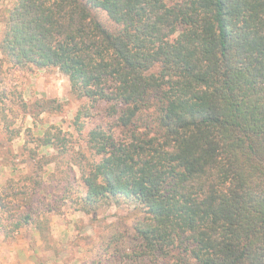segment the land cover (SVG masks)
<instances>
[{
  "label": "trees",
  "instance_id": "obj_1",
  "mask_svg": "<svg viewBox=\"0 0 264 264\" xmlns=\"http://www.w3.org/2000/svg\"><path fill=\"white\" fill-rule=\"evenodd\" d=\"M0 51L112 116L84 150L60 129L36 137L58 153L0 187L3 240L34 223L57 161L55 202L90 213L121 197L143 213L128 264H264V0H17Z\"/></svg>",
  "mask_w": 264,
  "mask_h": 264
},
{
  "label": "rangeland",
  "instance_id": "obj_2",
  "mask_svg": "<svg viewBox=\"0 0 264 264\" xmlns=\"http://www.w3.org/2000/svg\"><path fill=\"white\" fill-rule=\"evenodd\" d=\"M16 2L0 0V39L7 15ZM86 109L90 110V116H82L83 122L76 123L77 112ZM111 124L112 116L107 114L103 104L90 109L86 99H78L71 93L68 78L57 69L13 66L0 51V155L1 165L6 169L4 178H0V187L10 177L19 179L30 175L41 155H57L58 152L49 146L35 148L36 137L47 128L60 129L71 139V152L84 150L79 144L91 127L108 128ZM25 141L27 148L23 146ZM31 148H35L33 155L29 151ZM43 165L44 189L36 198L41 200L34 206L38 210L47 207L51 210L40 214L37 210L34 223L20 229L12 238L3 240L0 237V264H128L120 253L134 247L133 225L143 213L121 197L105 199L90 213L72 210L69 202H55V190L51 186L56 181L49 174L58 173L60 165L57 161ZM73 169L77 177L76 166ZM67 172L71 176L69 168ZM59 174L56 177H60ZM22 183L23 180L18 181V185ZM55 207L58 209L54 210ZM121 233V239L110 241ZM16 239L24 243L25 249L19 248L15 255L11 244ZM134 264L152 263L143 259Z\"/></svg>",
  "mask_w": 264,
  "mask_h": 264
},
{
  "label": "crops",
  "instance_id": "obj_3",
  "mask_svg": "<svg viewBox=\"0 0 264 264\" xmlns=\"http://www.w3.org/2000/svg\"><path fill=\"white\" fill-rule=\"evenodd\" d=\"M2 161V156L0 155V178L2 179V178H4V175L6 174V169H5V167L4 166H2L1 165V162ZM2 167H4L3 169H1ZM2 183V181L0 180V184ZM18 239H16L12 244H11V249L12 250H14V252H15V255H16V251H17V253H19V248H22L23 246H24V243H22L21 241H17ZM23 249H25L24 247H23ZM26 254L27 255H29L30 253H29V251H27L26 252Z\"/></svg>",
  "mask_w": 264,
  "mask_h": 264
}]
</instances>
